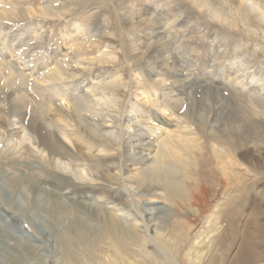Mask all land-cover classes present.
<instances>
[{
	"label": "bare ground",
	"instance_id": "bare-ground-1",
	"mask_svg": "<svg viewBox=\"0 0 264 264\" xmlns=\"http://www.w3.org/2000/svg\"><path fill=\"white\" fill-rule=\"evenodd\" d=\"M14 1L16 0H0V10L8 13L11 18H14L12 16L15 14L13 10H16ZM200 2L202 7L209 8L213 18L223 19L227 23L233 24V21L214 4H210L209 0H200ZM131 3L132 7L128 10L134 14L132 20L139 21L137 25H134L135 28L144 22L153 23V26L157 25L156 21L152 20L153 14L147 4L142 3L140 0H134ZM250 8L251 11L259 13V18L254 25H249L247 22L252 19L253 15L244 10L241 13L242 24L249 32L257 35L261 30V22H264V9L254 1H252ZM28 31L24 29L15 30L13 26H8L5 23V19L0 17V84L3 85L4 91L11 94L8 105L7 100L3 103L0 102V141L8 142V157L12 161H25L22 163L24 166L18 165L15 169H8L0 174V180L4 183V187L0 186V200L10 205L16 191L21 187L20 198L25 201V205H22L25 209V207L32 204H30L32 198L28 194L29 190L32 189L35 194L29 216L25 213L26 216L15 218L0 214V259L4 258L8 264H29L26 259L36 251L34 247L36 242L34 237L29 234L31 231L24 227L27 222L38 237L42 236L47 241H51L53 236H57L53 248L58 249V254L62 253L61 264H86L83 260L81 261L82 255L92 262H96L99 255L104 254L106 258V251H108L106 261L102 260L103 262H100V264H162L155 255L148 251L149 245L153 247V253L158 250L164 254H169L178 264H187V256L195 250L194 246L197 244L194 240L196 241L200 237L201 230L205 229L204 226L207 222H204V219L214 205H211L209 196H197L195 198L194 195L192 200L184 205L187 209L186 213L177 212L181 209V206L176 205V212L180 215L175 216L174 219L171 218L169 222L164 217L172 214L169 207L170 201L175 197L187 196L184 190V181H177L176 177L181 176V172L182 175L187 177V173L191 170V160L196 159L199 155H204L198 139L179 119L171 121V126L173 124L176 128L175 131L165 129L164 126L166 127V125L160 122L161 125L152 129V133L140 127L134 128L132 124L124 128L125 131L122 130L121 134L119 131L108 130L99 122V120L104 124L114 122L108 115H106V119L104 113L100 110L103 108V103H111L114 99L102 90V86L108 85L105 83L104 75L101 72L96 73L93 81L88 83L86 81H72L79 75L74 71L77 63L71 54L79 50L81 45L86 42V38L90 36V33L85 32L82 26H77L75 30L69 32L66 39V50L62 53L58 48H55L52 53H45L42 56L43 61L36 67L33 58H31L36 53L33 48L34 39L28 34ZM165 33L166 30L163 29L153 32L155 37L152 39L158 38L160 50L158 49L159 51L153 59L146 58L145 64L165 67V70H163L165 73L156 72L155 75H148L149 77H155L162 87L167 88L170 83H182L180 89L170 87L168 93L169 101L173 103L170 110L173 111L172 117H174L179 108H185L188 105L186 104L187 99L194 92L193 86L202 83L194 81V84H186L181 72L168 74V69L173 67L177 58L173 57L169 44L164 43L163 38H161ZM261 37L264 39V31ZM136 42L141 46L135 50L140 55L141 51L148 46V41L143 39H131L130 41L132 46ZM26 47L28 50L25 49ZM221 48L222 46L217 49L214 47L209 48L213 63L218 62L220 59L219 50ZM98 59L100 60V58ZM244 65L245 61L240 59L239 55H234L233 60L225 69V76L220 80L214 70L213 74L205 76L204 80L207 84L204 82L201 88L223 96H226L223 90L228 88L234 94L244 95L249 99L264 97V73L257 72L252 81L257 83L258 86L249 87L244 82V77L239 75L240 70L237 69L238 66L242 67ZM140 75L144 77L146 73L143 71ZM215 80L220 81L217 86H214ZM118 83L115 81L113 85ZM157 96L158 94L153 92L151 96L146 98L147 103L158 106ZM1 98L2 94H0ZM259 110L261 111L253 112L252 116L248 118L249 125L246 129L245 140H250V143H244L243 146L240 140L235 138L228 142L230 144H227V147L233 149L232 153H229L232 158L235 155L234 148L245 149V151L243 150L244 157L248 158L255 152L253 148L259 147L254 130L257 128L264 129V107L259 108ZM38 112H40L39 118ZM49 113H52L53 118H49ZM94 119H98V121H94ZM143 120H146L144 115L139 116V114L134 113L128 121L135 124ZM76 126L85 129L95 137H107L113 142L124 143L123 149L127 163L132 164L131 170L127 173L130 180L127 185L129 186L126 192L127 196L125 192L97 195V192L102 193V189L99 187H96L94 191L84 193L77 191L74 186H70L68 183L62 184L54 178L46 180V184L42 183L41 179L44 175L42 172L39 173L35 166L31 165L32 162L39 161L40 163L50 164L54 167L53 175L66 174L80 182L98 186L96 182L97 178L100 177V173L94 169L96 166H93L100 158L96 160L87 157L78 140H76ZM211 131L213 136L218 134L214 127ZM157 142L159 143L155 147ZM249 144H253L254 147H248ZM215 145H217V142L214 143L213 148L220 161L225 178L222 189L227 191L236 187L233 186L235 184L231 183V178L233 179V175H238L234 172V169L239 165L232 161L227 162L224 156L226 153L225 148L218 145V148L215 149ZM231 157L229 160H231ZM172 160L178 161L183 169L177 170L173 166ZM22 168L25 169L24 173L26 174L24 175L18 173V170L20 171ZM110 175L114 180H118L119 174ZM5 186L10 189L11 193L5 192ZM152 186L154 187L152 197L143 202V208L135 210V217L132 218L130 212L121 207L120 200H123V197L143 199ZM131 190L134 191L133 196L130 193ZM11 206L21 207V203H11ZM55 210L59 218V224L73 218L71 222L74 228L69 230L63 224L59 235L55 234L52 227V214ZM124 211L125 213L121 216L115 214ZM185 216L189 217L186 218ZM43 223L51 224L48 230L41 227ZM8 225L19 226L15 228L14 232H10ZM201 226H203L202 229ZM169 227L170 232H167ZM174 230L177 232L176 240L171 237ZM93 232V238H91ZM238 232L240 233V230ZM241 233L245 236L246 234L248 236L252 234L249 224L243 227ZM221 236L222 233L219 239L223 238ZM59 241L62 243H59ZM11 242L15 245H12ZM136 251L138 253H135ZM263 255L264 251L256 257L259 260ZM200 256L198 258L201 262L203 256L201 258ZM39 257L38 254L35 258L41 261ZM19 258L21 262H17ZM134 259H137L139 263ZM215 261L214 254H212L204 264H214ZM226 263L227 261L225 262L223 259L218 264ZM255 263L254 256L252 257L249 253L243 254L242 247L238 256L228 261V264Z\"/></svg>",
	"mask_w": 264,
	"mask_h": 264
},
{
	"label": "rangeland",
	"instance_id": "rangeland-1",
	"mask_svg": "<svg viewBox=\"0 0 264 264\" xmlns=\"http://www.w3.org/2000/svg\"><path fill=\"white\" fill-rule=\"evenodd\" d=\"M131 1L134 0H16L14 1L16 10H13L15 14L12 15L14 18L9 17L10 15L2 10H0V17L5 19V23L8 26H13L15 30L30 31H28V34L34 39L33 48L36 52L31 58H33L36 67L43 61L42 56L45 53H52L55 48L63 53L66 50V39L69 32L75 30L77 26H82L85 32L90 33V36L86 38V42L81 45L79 50L71 54L77 63L74 71L79 75L72 81H86L88 83L93 81L96 73L101 72L104 75L105 83L108 85L102 86V90L114 99L111 103H103V108L100 110L104 113L106 119V115H108L114 122L107 124H104L101 120L99 122L108 130L119 131L121 134L122 130L125 131L124 128L132 124L134 128L140 127L152 133V129L161 125L160 122L166 125V127L164 126L165 129L175 131L176 128L173 124L171 126V121L179 119L198 139L204 155H199L196 159L191 160V170L187 173V177L182 175V172L181 176L176 177L177 181H184L183 185L187 196H182V198L174 196V202L171 199V204L169 203L172 214L164 217L169 222L171 218L174 219L180 215L177 212L186 213L187 209L184 205L192 200L194 195L195 198L197 196H209L211 205H214L210 211L211 214L207 213L204 219V222H207L204 226L205 229H202L203 226L200 227L202 229L201 238L198 237L196 241L195 238L193 239L197 244L194 246L195 250L187 256V264H204L212 254H214V261L216 260L214 264H218L223 259L228 264L229 260H233L235 256H238L241 247L243 254L249 253L252 257L254 256L256 259L255 264H264V255L259 260L256 257L264 251V129L257 128L254 130L255 137L258 140V143H256L259 144V147L253 148L254 145L249 144L248 147L253 148L255 152L248 158L244 157L243 150L245 151V149L238 148H234L235 155L232 158L229 153L231 154L233 149L227 147V144H230L228 142L233 138L239 139L243 146L244 143H250V140H245L246 129L249 125L248 118L252 116L253 112L261 111L259 108L264 107V97L249 99L247 96L234 94L228 88H223V92L226 94V96H223L201 88L204 85L205 76L213 74L214 70L221 80L226 74V67L236 54L245 61L244 66H238L237 68L240 70L239 75L244 77V82L249 87L258 86L257 83L252 81V78L257 72L264 73V39L261 37L264 31V22H261V30L255 35L242 24L241 13L246 10L248 14H252V19H249L247 23L254 25L259 18V13L251 11L250 5L254 1L264 9V0H209L210 4H214L233 21L232 25L223 19L213 18L209 8L202 7L200 0H140L142 3L147 2L144 4H147V7L152 11V20L156 21L157 25L153 26V23L144 22L136 28L134 25H137L139 21H133L134 14L128 10L132 7ZM159 29L166 30L161 38H163L164 43L169 44L173 57L177 58L173 67L168 69V74L181 72L186 84H194V81L202 83L193 86L194 92L187 99L186 104L188 105L185 108H179L174 117H172L173 111L170 110L173 103L169 101L168 93L170 87L180 89L182 83L172 84L169 82L167 88L162 87L155 77H149L148 75H155L156 72L165 73L163 72L165 67L145 64L146 58L153 59L160 50L158 38L152 39L155 37L153 32H157ZM131 39L146 40L148 46L138 55L135 50L141 46L138 45V42L132 46ZM220 46H222L219 50L221 57L218 62L213 63L209 48L214 47L217 49ZM25 49L28 50L27 47ZM143 71L146 75L141 77L140 73ZM115 81L119 83L113 85ZM214 82V86H217L220 81L215 80ZM151 92L158 94L156 98L159 102L158 106L147 103L146 98L151 96ZM0 94H2L0 102L3 103L7 100L8 105L11 94L4 91L2 84H0ZM162 98L164 99L162 100ZM7 105L5 106L7 107ZM165 110L167 112H164ZM134 113L139 114V116L144 115L146 120L135 124L130 123L128 120L132 118ZM52 116V113H49V118H53ZM39 117L40 112H38ZM94 121H98V119H94ZM212 127L218 131V134L211 135ZM75 128L76 140H78L87 157L96 160L100 158L93 166H96L94 169L100 173V177L97 178L96 182L98 186L80 182L66 174L53 175L54 167L50 164L40 163L39 161L32 162L31 165L35 166L38 172H42L44 175L41 179L42 183L46 184V180L54 178V180L57 179L62 184L68 183V185L74 186L77 191L84 193L94 191L96 187L102 189V193L97 192V195H107L114 192L126 193L130 181L127 173L131 170L132 164L127 163L123 149L124 143L113 142L107 137H95L78 126ZM222 129L223 131H221ZM215 142H217L215 149L218 148V145L225 148L226 153L224 156L227 162L232 161L239 165L234 169V172L238 175L232 174L233 179L231 178V183L235 184L233 186L236 187L227 191L222 189L225 178L220 161L214 152ZM158 143L155 144V147ZM247 153L249 154V151ZM8 155L9 144L1 140L0 174L8 169H15L18 165L24 166L22 164L25 162L24 160L12 161ZM230 157L231 160H229ZM172 164L179 171L183 169L176 160H172ZM24 172V168L18 170L19 174H26ZM109 174H119L118 180H114ZM0 186L4 187L2 180H0ZM5 188L7 189H5L6 193H11L8 187L5 186ZM153 190L154 187L152 186L143 199L123 197V200H120V205L126 209L125 211L130 212L132 218H134L135 210L143 208V202L152 197ZM21 191V187L18 188L10 205L0 200V214L15 218L31 214L35 196L34 191L29 190L28 194L32 198L30 204H32L25 207V209L22 207V205H25V201L20 198ZM133 192L130 191L132 196ZM125 195L127 196V193ZM18 202L21 203V207L11 206V203L17 204ZM176 205L181 206V209L177 212ZM125 211L116 212L115 214L121 216ZM252 215L253 217H251ZM58 219L55 210L52 214V227L55 234L59 235L63 224L69 230L74 228L71 222L73 218L65 220L63 224H59ZM248 224L252 234L249 236L246 234L245 236L241 233V230ZM25 225L24 227L31 231L29 234L34 237L36 242L34 245L36 251L32 253L31 257H27L26 262L29 264H61L62 253L58 254V249L53 248L57 236H53L51 241H47L42 236L38 237L27 222ZM41 225L44 230H48V227L51 226L49 223ZM8 226L9 231L14 232L19 225ZM167 232H170V227ZM221 233L223 238L220 237L221 239H219ZM93 234L94 232L91 238H93ZM176 235L177 232L174 230L171 237L176 240ZM63 242L65 244L64 240ZM59 243L62 242L59 241ZM12 245L15 244L12 243ZM152 250L153 247L149 245L148 251L155 255L162 264H178L169 254H164L158 250L153 253ZM214 251L217 253L216 255ZM107 252L105 253L106 258ZM135 253H138V251ZM38 254L41 261L35 258ZM99 256H97L98 261L92 262L82 255L81 261L83 260L86 264H100V262L106 261L104 254L101 255L102 257ZM199 256L202 257L201 262ZM17 262H21L20 258ZM0 264L8 263L4 258H1Z\"/></svg>",
	"mask_w": 264,
	"mask_h": 264
}]
</instances>
